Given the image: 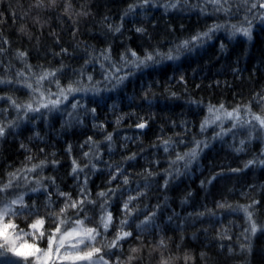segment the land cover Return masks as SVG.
<instances>
[{
    "label": "trees",
    "instance_id": "obj_1",
    "mask_svg": "<svg viewBox=\"0 0 264 264\" xmlns=\"http://www.w3.org/2000/svg\"><path fill=\"white\" fill-rule=\"evenodd\" d=\"M260 2L229 0L225 12L207 0H0V184L17 173L10 192L23 193L28 206L13 218L18 228L31 232L29 225L43 219L46 235L38 244L45 249L54 217L68 202L61 193L76 201L84 188L90 202L68 207L64 218L69 227L79 218L101 233L94 246L108 264H264V142L249 124L211 123L201 131L210 107L239 109L241 122L264 116V22L253 19L264 8L249 11ZM245 17L252 20V38L231 37V25L248 26ZM214 24L225 28L178 47ZM132 51L141 58L171 51L178 58L132 68L134 75L113 87L115 79L105 77L128 73L121 57L131 59ZM46 72L55 76L37 85ZM75 82L99 91L70 95L51 112L25 115L12 104L37 106L40 92L28 84L47 98ZM73 103L81 106L73 110ZM141 123L146 126L138 129ZM196 141L203 142L196 160L187 167L172 163ZM73 160L83 171L72 172ZM129 197L135 199L125 217ZM246 205L258 224L250 241L242 235L250 227L240 210ZM107 212L113 219L105 232L100 217ZM148 216L151 222L137 228ZM121 230L132 235L108 247ZM249 242L250 251L242 250Z\"/></svg>",
    "mask_w": 264,
    "mask_h": 264
},
{
    "label": "snow or ice",
    "instance_id": "obj_2",
    "mask_svg": "<svg viewBox=\"0 0 264 264\" xmlns=\"http://www.w3.org/2000/svg\"><path fill=\"white\" fill-rule=\"evenodd\" d=\"M54 2V0H53ZM149 0H144V3H148ZM208 3L214 5L216 11H225L227 12L228 9L225 7L229 3V0H207ZM247 2V0H245ZM134 6H130L129 11L133 10ZM171 7H176L175 4L171 5ZM264 8V0L257 3H252V9ZM247 20V27L237 26L235 24L230 26V36L234 37L237 33L243 35L244 37L248 38L249 40L252 38V20ZM253 19H259L261 22H264V13H262L259 17H256L253 14ZM225 28L223 24H214L211 26L208 31L204 33L197 34L192 38L191 41H184L179 48H188L190 44L195 45L198 42H202L205 38L210 39L211 34ZM119 31V28L115 29ZM138 32L143 31V29H137ZM223 44L221 48H223ZM19 56L23 58L25 53L20 52ZM131 59L128 56H122L121 59L124 61V65L122 67H129V72L125 75L115 76L114 74H110L105 77V79H112L114 78L116 83L113 87H116L124 82L125 79L128 78L130 75H134V72L131 71L132 68L141 69L150 66V64L159 63L160 61L157 59H168L173 60L177 59V56H174L171 51L168 54L164 55L159 52H149L143 58L137 55L136 52H131ZM109 57L106 55L105 59ZM117 71H120L118 68ZM55 73L46 72L43 73L37 79V85H40L43 80L48 79L49 77H54ZM91 80V77L88 78ZM4 81H0L3 83ZM76 86L73 84H69L66 88H60L58 93H48V97L45 98L44 92L40 91L39 87L33 88L31 84H28L27 87L31 88L33 92H40V100L37 102V106H33L32 103H28L26 105L17 104L16 101H12L14 107L17 108L19 111L21 108L24 109L25 115L29 112H40L41 109H47L49 112L54 110H59V106L64 103L68 99L70 95H73L77 92H89L92 91L94 93L98 92L99 89L92 87L86 88L79 85V82H75ZM59 87V85H58ZM55 96V99L51 98ZM11 99V98H9ZM79 103H73L72 109L75 110L80 107ZM223 110V105L220 108H209V113L212 116H215V120L206 119L201 125V131H204L211 123H215V121L221 120V116L218 115ZM93 111H95L93 109ZM239 109H234L231 112H224V116L228 119H235L236 121L240 120L239 116ZM69 117H73V113L68 114ZM253 120L257 121L260 128L264 129V117L259 115H255L252 118ZM251 121H244L243 124H250ZM243 124L241 126H243ZM11 126V125H9ZM146 125L141 123L137 125L139 128H144ZM236 125L233 124V127ZM253 131L255 128L253 127ZM5 133V128L0 126V137H2ZM224 133H217V135H222ZM91 139V138H89ZM107 139L111 140V135L109 134ZM165 145L168 144V141L164 142ZM244 141H241L243 144ZM201 144L202 141H196L195 147L190 149L188 152L184 153L183 155L178 154L176 160L172 163L175 164L177 161H185V167L191 164L199 155V152L202 151ZM207 145L204 144V147ZM167 147H165V151H167ZM242 149H237V151H241ZM87 156L88 153H85ZM134 157H129V159H133ZM73 167L72 172L74 174L83 171L82 168L79 167L77 162L73 160ZM254 163V161H249L245 164V168L249 165ZM264 163V161H261ZM43 162L40 165H34L32 168L27 169L28 172H34L37 167H42ZM94 167V166H93ZM233 171H239L238 169H234ZM10 179L7 183L0 184V264H81V262H86V264H100V261H103V264H108V261L104 259L103 256H99L101 252L100 248L94 246V242L97 236L101 235L100 232L97 231L96 228L86 227L84 220L77 218L74 222H72L71 227H69V221L66 220L65 211L68 207L71 208H78L82 206L88 201V197L86 195V190L84 188L81 189V193L83 194V199L73 201L71 200V196L69 194L61 193V195H66V204L65 208H61L58 215H55L54 219L56 221L55 230L52 231L50 234L47 235V248L43 249L39 247L38 241L45 238V232L42 230L44 220L37 219L35 222L29 225V228L32 229L31 232H26L22 228H18V225L13 222V218L19 215L24 214V209L28 206L24 203V194H12L10 192L11 189L14 187V182L18 178L17 173H10ZM151 175V173H148ZM215 177H213L214 179ZM112 179H116V176L113 175ZM37 185L40 184V181H36ZM87 181H85V184ZM124 183H128L127 177L124 179ZM167 184V181L165 182ZM203 183V182H202ZM211 183V181H209ZM33 192L39 191V187H35L31 189ZM101 197H107L108 193L101 192L99 193ZM12 196V198H9ZM135 199V197H129L128 201H126L123 205V211L125 213V217L131 216L132 212L129 209V205L131 201ZM70 202V203H69ZM50 203V201H49ZM258 203V201H253V204ZM106 209V204L102 205ZM220 207H224V205H220ZM252 205L241 206L240 210L243 211L248 224L250 225L249 228H245L244 235L245 241H250V235H254L258 231V224L253 219L254 212L250 209ZM28 215H33L31 211L27 213ZM155 213L152 214L154 216ZM152 216H148L145 218L141 224L137 225V228H142L143 225H147L151 222ZM112 214L107 212L106 215L100 217V226L103 227L104 231L107 232L109 226L112 224ZM128 219H123L120 221L121 227L128 224ZM131 232L121 230L115 236L108 245L110 248L118 247L119 241L131 236ZM25 236H31L32 242L29 243L27 240L24 239ZM163 245V241L160 242ZM251 245L250 242L247 244H242V250H249L250 251ZM84 249H88L85 251ZM133 252H136V249H132ZM94 257H98V259H94ZM131 260L132 257H129ZM162 264H167V261H162Z\"/></svg>",
    "mask_w": 264,
    "mask_h": 264
},
{
    "label": "rangeland",
    "instance_id": "obj_3",
    "mask_svg": "<svg viewBox=\"0 0 264 264\" xmlns=\"http://www.w3.org/2000/svg\"><path fill=\"white\" fill-rule=\"evenodd\" d=\"M237 34H238V35H241V34H239V33H237ZM241 36H243V35H241ZM57 91H58V90H54V91H52L51 93H58ZM52 98L55 99V96H53ZM39 99H40V98H38L36 101L38 102ZM226 112H231V111H226ZM218 115L221 116V120L215 121V123H219V124H228V125L231 126V127H233V124H235L236 126H240V125L243 124V122H241V116H240V114H239V116H240V120H239V121H236L235 119H228V118H226V117L224 116V111L218 113ZM255 115H259V116H261V117H264V116H262L261 114H257V113H256V114H252V115H250V116H249V119H245V120H243V121H251V123L249 124V126H253V127L255 128V131H253V127L251 128L252 133H257V135H259L260 138H261V139L263 140V142H264V129L260 128L258 122L252 119L253 116H255ZM211 119H212V120H215V116H212ZM244 125H245V124H243V126H244ZM46 248H47V246H46ZM46 248H45V249H46ZM81 264H86V262H81Z\"/></svg>",
    "mask_w": 264,
    "mask_h": 264
},
{
    "label": "water",
    "instance_id": "obj_4",
    "mask_svg": "<svg viewBox=\"0 0 264 264\" xmlns=\"http://www.w3.org/2000/svg\"><path fill=\"white\" fill-rule=\"evenodd\" d=\"M138 129H139V127H137ZM140 129H142V128H140Z\"/></svg>",
    "mask_w": 264,
    "mask_h": 264
}]
</instances>
